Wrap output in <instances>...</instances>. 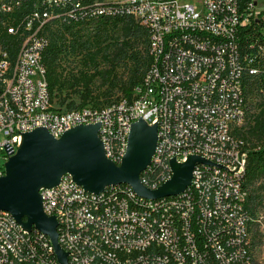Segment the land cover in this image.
I'll return each mask as SVG.
<instances>
[{
	"label": "built area",
	"instance_id": "built-area-1",
	"mask_svg": "<svg viewBox=\"0 0 264 264\" xmlns=\"http://www.w3.org/2000/svg\"><path fill=\"white\" fill-rule=\"evenodd\" d=\"M100 17L145 26L150 63L130 95L56 106L43 61L49 30ZM252 77L259 87L248 96ZM262 95L264 0H0V176L23 133L37 127L59 137L100 123L105 154L119 164L139 118L157 124L154 154L140 173L148 188L172 177V158L206 160L175 195L145 197L128 183L92 192L70 173L41 188L68 264H256L252 222L263 232L264 215L246 208L248 155L238 131L251 124ZM0 264L60 262L45 233L26 231L0 209Z\"/></svg>",
	"mask_w": 264,
	"mask_h": 264
},
{
	"label": "water",
	"instance_id": "water-1",
	"mask_svg": "<svg viewBox=\"0 0 264 264\" xmlns=\"http://www.w3.org/2000/svg\"><path fill=\"white\" fill-rule=\"evenodd\" d=\"M99 127L100 123L78 124L59 137L46 127L24 132L17 151L5 162V174L0 176V209L11 212L26 231L35 228L45 233L60 264H68V253L58 241L56 217L43 209L41 188L58 184L64 173H70L88 191L128 183L138 194L157 198L183 191L191 183L195 163L206 162L198 155L183 162L172 158V177L150 189L141 182L140 173L154 154L157 124L143 118L132 122L127 150L119 164L106 156Z\"/></svg>",
	"mask_w": 264,
	"mask_h": 264
},
{
	"label": "trees",
	"instance_id": "trees-1",
	"mask_svg": "<svg viewBox=\"0 0 264 264\" xmlns=\"http://www.w3.org/2000/svg\"><path fill=\"white\" fill-rule=\"evenodd\" d=\"M141 44V47H139ZM83 53L85 61L93 65L94 72L81 71L76 77L67 79L58 72L61 57L66 53ZM105 60L111 67L121 64L123 61L138 63L143 69L150 63L148 51V31L135 19L130 17L107 18L100 17L92 25H66L57 29L49 30V44L43 56L47 67V79L54 98L55 90H62L64 87L82 86L80 102L70 100L65 108H73L86 103L99 105L110 100L109 93H104L105 102L100 100L99 94H94L91 88L93 77L102 73L98 66ZM139 67L133 69L131 76L125 84L121 85L122 94L130 95L133 87L141 80L144 71ZM107 72V73H106ZM102 73L104 79L102 84H110L111 72L108 70ZM108 74V75H106ZM259 87L257 77L246 80L247 95H252ZM67 95L61 103H65ZM61 107V106H59ZM253 121L243 131H238L245 140L248 162L245 173L244 186L248 190L246 208L250 215L255 218L258 206L264 201V95L258 102ZM258 226L253 237L258 240L254 244L262 242V233L259 230V223L252 222Z\"/></svg>",
	"mask_w": 264,
	"mask_h": 264
},
{
	"label": "rangeland",
	"instance_id": "rangeland-1",
	"mask_svg": "<svg viewBox=\"0 0 264 264\" xmlns=\"http://www.w3.org/2000/svg\"><path fill=\"white\" fill-rule=\"evenodd\" d=\"M139 47H141V44H139ZM136 67H139L140 69H143L138 63L133 61H123L121 64H118L114 67H111L105 60H102L101 63L98 66V71H101L102 73H105L107 70L111 72L110 75V84H102V81L104 79V76L102 73L96 74L93 77V82L91 84V88L93 90L94 94L100 95V100L105 102V95L104 93H109L110 100L113 98H116L120 94H122L121 85L125 84L128 78L131 76L133 69ZM145 70V68L142 70V72ZM81 71H88L89 73L94 72L93 65L86 63L85 57L83 53H66L61 57L58 72L61 73L62 77H65L67 79H72V77H76ZM107 73V72H106ZM108 75V74H106ZM83 91V87L80 86H67L62 88V90H55V96L53 98L54 104L56 106L65 107L67 103L70 100H74L75 102H80V93ZM67 95V100L65 103H61V100L63 97ZM254 97V96H253ZM255 99H258L259 97H254ZM258 214L264 215V204L258 206L257 211ZM262 224L264 225V217L261 219ZM262 225L259 223V230L262 233V242L259 244H254L252 242L253 246V253L256 259V264H264V231L261 230ZM258 226L253 225V233H252V241L258 240V238L253 237L254 231ZM257 242V241H256Z\"/></svg>",
	"mask_w": 264,
	"mask_h": 264
}]
</instances>
